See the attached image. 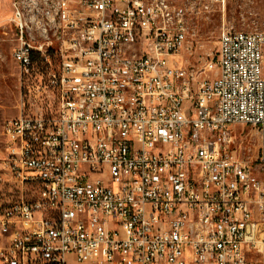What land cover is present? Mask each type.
I'll use <instances>...</instances> for the list:
<instances>
[{
    "label": "built area",
    "instance_id": "built-area-1",
    "mask_svg": "<svg viewBox=\"0 0 264 264\" xmlns=\"http://www.w3.org/2000/svg\"><path fill=\"white\" fill-rule=\"evenodd\" d=\"M225 4L10 1L24 89L58 99L3 124L0 264H264V30L222 26L212 79L180 57L188 15Z\"/></svg>",
    "mask_w": 264,
    "mask_h": 264
},
{
    "label": "rangeland",
    "instance_id": "rangeland-1",
    "mask_svg": "<svg viewBox=\"0 0 264 264\" xmlns=\"http://www.w3.org/2000/svg\"><path fill=\"white\" fill-rule=\"evenodd\" d=\"M10 0H0V157L3 155L5 137L3 124L20 112L54 114L57 105L55 90L43 86L39 91H27L25 85L39 84L40 77L21 80L16 63L11 57L15 45V32L8 25ZM187 34L180 50L183 65L200 77L214 78V69L204 72V65L217 58L218 36L222 26L237 31L264 30V0H226L223 10L213 7L210 11L190 13L187 17ZM46 81L43 82L45 84ZM230 149L258 167L260 155L259 134L250 124H231ZM256 177L261 174L253 172ZM18 189L0 185V199H16Z\"/></svg>",
    "mask_w": 264,
    "mask_h": 264
},
{
    "label": "crops",
    "instance_id": "crops-1",
    "mask_svg": "<svg viewBox=\"0 0 264 264\" xmlns=\"http://www.w3.org/2000/svg\"><path fill=\"white\" fill-rule=\"evenodd\" d=\"M11 1V0H10ZM9 10H10V4H9Z\"/></svg>",
    "mask_w": 264,
    "mask_h": 264
}]
</instances>
